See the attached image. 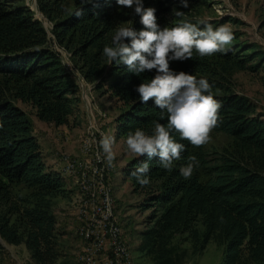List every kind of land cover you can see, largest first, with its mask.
Here are the masks:
<instances>
[{"label":"trees","instance_id":"16d2710c","mask_svg":"<svg viewBox=\"0 0 264 264\" xmlns=\"http://www.w3.org/2000/svg\"><path fill=\"white\" fill-rule=\"evenodd\" d=\"M36 5L51 22L50 35L27 6L0 0V264L4 244L23 245L33 264H58L60 258L61 233L52 199L66 195L63 177L45 162L26 113L15 103L31 106L42 122L69 125L81 101L79 86L54 44L69 51L94 91L121 105L113 124L125 142L137 128L152 135L154 121L167 123L154 101L140 102L135 91L156 75L155 69L137 76L125 65L108 64L103 55L118 28L143 29L133 8L118 6L116 0H36ZM178 6L181 0H143L144 8L156 10L161 28L183 22L203 27L186 12L176 16ZM255 48L239 43L227 46L225 53L200 57L194 51L190 60L169 62L172 71L209 82L221 104L213 130L231 138V144L211 156L203 146L173 133L185 150L171 171L146 155L133 157L123 168L132 192L139 195L137 207L149 211L140 233L141 251L157 264H169L181 241L189 242L194 252L214 242L221 248L223 264H264V115L250 99L223 85L214 65L219 58L227 66L224 71H257L264 52ZM192 156L199 165L184 179L179 169ZM145 161L150 183L142 187L130 173Z\"/></svg>","mask_w":264,"mask_h":264},{"label":"rangeland","instance_id":"374dc122","mask_svg":"<svg viewBox=\"0 0 264 264\" xmlns=\"http://www.w3.org/2000/svg\"><path fill=\"white\" fill-rule=\"evenodd\" d=\"M13 1L27 6L50 35L51 22L39 12L36 0ZM187 3V8H178L190 14L191 21L196 19L198 22H208L214 29L229 27L234 33L230 46L239 43L254 45L255 50L264 52V0H187ZM53 46L60 53L62 64L72 73L79 86L81 101L78 111L70 118L69 125L55 127L42 122L37 119L31 106L20 101L15 103L26 113L45 162L63 177L66 195H57L52 199L57 227L61 233L58 264L78 263L85 245L79 232L97 220V215H93L98 199L97 184H93V179L83 178L86 171L83 156L96 153V147L98 159L103 164L101 186L109 196V211L112 213L110 218L120 228V236L128 248L130 263L157 264L141 251L140 233L145 228L144 220L149 211H142L137 207L139 195L132 192L130 181L123 174V168L135 155L128 150L124 138L114 131L113 120L122 107L108 94H99L93 90V85L79 74L69 51L56 44ZM237 51L245 54L243 50ZM249 51L251 50L246 53ZM257 62L259 58L253 60L251 65ZM220 63L221 59L214 58V65L223 85L250 99L257 111L264 115V62H260L261 67L252 72L239 69L224 71L223 67L227 66ZM90 125L93 134H90ZM104 136L115 137V159L112 166L108 165L106 154L99 144ZM210 136L203 149L211 156L230 147L231 138L225 134L212 130ZM102 214L104 213H99V219ZM175 245L178 250L176 249L169 264H223L221 248L214 242H210L201 252H194L189 242L181 241ZM1 258L3 264H33L23 248H11L8 244H4Z\"/></svg>","mask_w":264,"mask_h":264},{"label":"clouds","instance_id":"9594fccd","mask_svg":"<svg viewBox=\"0 0 264 264\" xmlns=\"http://www.w3.org/2000/svg\"><path fill=\"white\" fill-rule=\"evenodd\" d=\"M92 0H81L82 4ZM118 6L133 8L140 16L143 29L134 30L131 26L118 28L112 36V46L103 48L108 64L125 65L133 74L139 76L146 70L155 69L156 75L146 83H140L135 91L139 100L147 103L153 100L160 109L161 119L166 124L154 121L152 135L140 128L127 135L128 150L136 157L146 155L148 161L158 158L159 165L171 171L174 162L181 159L185 145L176 141L173 133L182 140L200 147L207 144L212 130L217 126L221 104L214 99L211 85L205 78L197 79L184 72L176 73L170 69V61H185L193 58L195 51L200 57L225 53L227 46L234 40L233 31L227 26L213 28L209 23L200 21L203 27L183 22L176 27L161 28L157 23L154 8H144L143 0H116ZM184 8L187 0H181ZM78 10L76 15H80ZM180 17L184 13L176 10ZM128 39L130 43H125ZM114 136H104L99 141L109 166L115 159L113 152ZM199 162L195 156L179 171L184 179H189ZM147 161L137 166L130 175L143 187L150 183Z\"/></svg>","mask_w":264,"mask_h":264},{"label":"built area","instance_id":"2783aa9c","mask_svg":"<svg viewBox=\"0 0 264 264\" xmlns=\"http://www.w3.org/2000/svg\"><path fill=\"white\" fill-rule=\"evenodd\" d=\"M90 134H93L91 125ZM83 159L86 163L83 178L93 179V184H97L98 189L97 206L93 215H97V220H99V213H106L104 227H97V223H90L89 231H96V243L92 253L89 254V264H124L121 259L118 232H114L115 221L109 215V196L101 186L103 164L98 159L97 147L96 153L84 155ZM70 162L73 164V160Z\"/></svg>","mask_w":264,"mask_h":264},{"label":"bare ground","instance_id":"6f19581e","mask_svg":"<svg viewBox=\"0 0 264 264\" xmlns=\"http://www.w3.org/2000/svg\"><path fill=\"white\" fill-rule=\"evenodd\" d=\"M109 215H111L112 217V213L110 211H109ZM104 220H106V213L100 215V219L96 220L95 223H97V227H104ZM89 230H90V224L86 226V228H82L79 232L81 238L85 240V245H84V248L82 249V253L79 257L77 264H89V254L92 253L95 243H96V231H89ZM114 232H118L119 246H121L122 263L131 264L128 248L126 244L123 242V240L121 239L120 228L116 224H114Z\"/></svg>","mask_w":264,"mask_h":264},{"label":"crops","instance_id":"0c3cea01","mask_svg":"<svg viewBox=\"0 0 264 264\" xmlns=\"http://www.w3.org/2000/svg\"><path fill=\"white\" fill-rule=\"evenodd\" d=\"M11 248H23L24 251H26L25 247L23 245H18V246H14V245H9ZM27 252V251H26Z\"/></svg>","mask_w":264,"mask_h":264}]
</instances>
